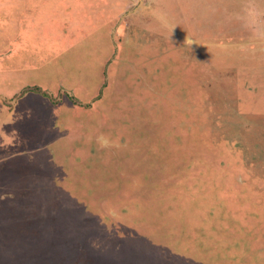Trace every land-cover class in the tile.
Listing matches in <instances>:
<instances>
[{"label":"rangeland","instance_id":"1","mask_svg":"<svg viewBox=\"0 0 264 264\" xmlns=\"http://www.w3.org/2000/svg\"><path fill=\"white\" fill-rule=\"evenodd\" d=\"M0 264H264V0H0Z\"/></svg>","mask_w":264,"mask_h":264},{"label":"trees","instance_id":"2","mask_svg":"<svg viewBox=\"0 0 264 264\" xmlns=\"http://www.w3.org/2000/svg\"><path fill=\"white\" fill-rule=\"evenodd\" d=\"M31 90H34V91H36V89H30L29 91H31Z\"/></svg>","mask_w":264,"mask_h":264}]
</instances>
